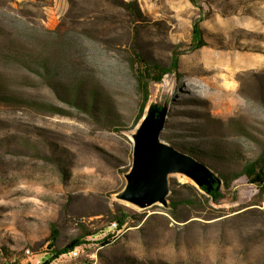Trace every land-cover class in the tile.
Returning <instances> with one entry per match:
<instances>
[{
	"label": "rangeland",
	"instance_id": "obj_1",
	"mask_svg": "<svg viewBox=\"0 0 264 264\" xmlns=\"http://www.w3.org/2000/svg\"><path fill=\"white\" fill-rule=\"evenodd\" d=\"M175 57L161 82L141 77ZM152 105L168 109L164 143L227 179L223 200L182 174L166 207L117 199ZM252 164L264 0H0V264H264Z\"/></svg>",
	"mask_w": 264,
	"mask_h": 264
},
{
	"label": "water",
	"instance_id": "obj_2",
	"mask_svg": "<svg viewBox=\"0 0 264 264\" xmlns=\"http://www.w3.org/2000/svg\"><path fill=\"white\" fill-rule=\"evenodd\" d=\"M168 109L152 105L132 136V166L117 199L142 210L168 204L169 176L182 174L212 200L220 194L221 178L196 158L161 140Z\"/></svg>",
	"mask_w": 264,
	"mask_h": 264
},
{
	"label": "trees",
	"instance_id": "obj_3",
	"mask_svg": "<svg viewBox=\"0 0 264 264\" xmlns=\"http://www.w3.org/2000/svg\"><path fill=\"white\" fill-rule=\"evenodd\" d=\"M194 37L195 40L198 42V46H196L194 49H198L200 47H202L204 44L199 40V31H198V26L196 25L194 28ZM177 63H178V59L177 57H175L170 65V68H164V67H151L148 66L147 64H144L143 66V70H142V75L141 77L144 80H148L154 83H159L161 82V80L163 79V77L169 73H171L172 71L176 70L177 68ZM147 88H148V82H147V86L145 87V92L147 93ZM264 166L258 165V164H252V165H248L244 168V176H246L248 178V180H250L252 183H254L256 186L258 187H263V183H264ZM222 182L224 184L228 185V181L227 179L220 177ZM224 196L223 195H219L215 201H219V200H223ZM116 221L119 223V226L124 225V223L126 222L127 217L123 214H121L120 216H117ZM68 252V248H64L61 249L59 251H55L52 257V260L57 259L59 256L66 254ZM44 264H49L47 262H45Z\"/></svg>",
	"mask_w": 264,
	"mask_h": 264
},
{
	"label": "built area",
	"instance_id": "obj_4",
	"mask_svg": "<svg viewBox=\"0 0 264 264\" xmlns=\"http://www.w3.org/2000/svg\"><path fill=\"white\" fill-rule=\"evenodd\" d=\"M117 226H118V223L117 222H113L112 224H111V227L113 228H117ZM27 255H29L28 257H29V259L30 260H34L35 258H36V256L33 254V253H31L29 250L27 251ZM74 255H76V253H74ZM37 263H39V262H37Z\"/></svg>",
	"mask_w": 264,
	"mask_h": 264
},
{
	"label": "bare ground",
	"instance_id": "obj_5",
	"mask_svg": "<svg viewBox=\"0 0 264 264\" xmlns=\"http://www.w3.org/2000/svg\"><path fill=\"white\" fill-rule=\"evenodd\" d=\"M27 253V252H26Z\"/></svg>",
	"mask_w": 264,
	"mask_h": 264
}]
</instances>
